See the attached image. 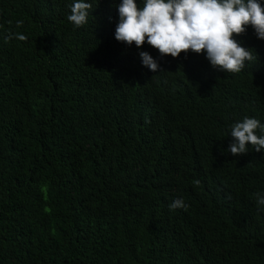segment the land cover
I'll return each instance as SVG.
<instances>
[{
	"label": "trees",
	"instance_id": "obj_1",
	"mask_svg": "<svg viewBox=\"0 0 264 264\" xmlns=\"http://www.w3.org/2000/svg\"><path fill=\"white\" fill-rule=\"evenodd\" d=\"M86 2L77 28L73 0H0V264H264V150L226 151L264 124V40L234 34L257 58L224 72L118 42L121 0Z\"/></svg>",
	"mask_w": 264,
	"mask_h": 264
},
{
	"label": "clouds",
	"instance_id": "obj_2",
	"mask_svg": "<svg viewBox=\"0 0 264 264\" xmlns=\"http://www.w3.org/2000/svg\"><path fill=\"white\" fill-rule=\"evenodd\" d=\"M93 11L91 2L73 0L67 20L75 27L88 23ZM118 23L115 39L118 42L139 48L145 42L158 50L161 56L176 58L189 50L204 53L213 68L229 73H239L246 62L257 57L252 49H246L234 39V34H244L251 26L258 39L264 40V7L259 0H143L138 6L136 0H121L117 6ZM23 21H17L19 28ZM13 38L25 41L20 33L9 32L4 40ZM142 64L152 72L159 70V64L149 53H139ZM259 132V134H257ZM232 143L227 152L233 156L246 154L249 145L254 151L264 150V124L256 118L244 117L230 128ZM199 185V181H195ZM256 204L264 211V192L253 194ZM189 206L182 198L175 199L170 210Z\"/></svg>",
	"mask_w": 264,
	"mask_h": 264
}]
</instances>
